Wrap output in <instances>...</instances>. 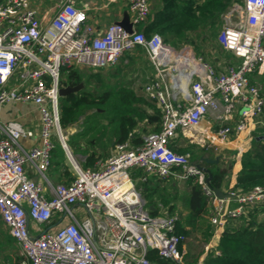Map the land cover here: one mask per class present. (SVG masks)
Wrapping results in <instances>:
<instances>
[{
	"label": "built area",
	"instance_id": "obj_1",
	"mask_svg": "<svg viewBox=\"0 0 264 264\" xmlns=\"http://www.w3.org/2000/svg\"><path fill=\"white\" fill-rule=\"evenodd\" d=\"M117 2L127 8L132 33L115 22L99 30L88 22V6L78 7L76 0H64L43 16L31 0L0 1V112L30 103L40 118L35 129L0 119V216L21 264H152L151 250L183 264L179 248L187 238L176 233L178 216L150 214L135 170L144 172L141 181L193 178L210 206L217 240L228 220L264 210V188L229 190V197L219 198L206 184L204 167L171 148L182 139L218 155L233 144L238 157L264 128L261 85L252 84L254 77L264 78V0H244L237 21L230 19L235 5L223 17L217 39L234 64L220 73L191 48L176 50L160 35L146 38L138 30L150 15L148 0H108ZM136 48L145 50L154 69L143 91L161 111V130L143 137L141 146L117 144L95 169L82 168L68 146L73 131L60 125L61 69H108ZM24 139L39 143L24 147ZM56 143L71 164L74 180L68 184L48 177Z\"/></svg>",
	"mask_w": 264,
	"mask_h": 264
},
{
	"label": "trees",
	"instance_id": "obj_2",
	"mask_svg": "<svg viewBox=\"0 0 264 264\" xmlns=\"http://www.w3.org/2000/svg\"><path fill=\"white\" fill-rule=\"evenodd\" d=\"M150 1V15L145 23L138 26V30L143 32L146 38L158 34L166 45L176 50L191 47L196 56L210 63L218 73L224 71L226 66L234 64L232 54L219 44L217 37L223 15L234 4L242 3V0ZM137 61L145 64L150 71L149 80L152 79L153 67L145 50L141 48L128 52L117 65L111 67L112 70L85 67L61 69V87L84 85L80 92L60 98L61 128L64 131L72 129L79 124L81 118L85 120V116L91 114L90 112H96L106 119L105 124L99 122L102 124L99 130H95L93 126L81 130L83 140L86 141L82 143L81 140L82 144L80 143V149L84 150L83 154L86 156L83 163L85 169H95L98 163L104 162L110 149L117 144L129 142L133 146H141L143 134L161 130V111L145 94L143 86L134 91L121 82L112 81L122 76L124 70ZM105 70L109 71L104 73ZM260 82L261 97L264 98V78H261ZM252 84H255L253 80ZM261 119L264 121V110ZM84 124L85 121L82 125ZM262 135L264 128L260 127L256 130L248 149L241 155L240 169L235 175L236 182L232 188L230 186L233 165L237 155L235 151L222 150L218 154L221 158L218 163L208 165L203 161L208 152L196 144L179 147L177 143H173L171 148L176 153L189 154L192 162L196 161L209 169L212 189L247 193L255 187L264 188V141L259 140ZM68 145L72 147L71 138ZM197 150L200 154H197ZM49 170L58 174L62 184L74 180L65 166L64 151L59 143H56L53 151ZM143 176L145 174L142 170H135L133 173L137 187L147 201L150 214L157 216L163 207L168 216H178L177 234L186 238L198 234L202 243L207 244L213 237L215 227L210 222L211 209L202 186L193 178L184 182L185 190L181 199L183 203L186 202L188 212L180 215L177 206L172 203L178 197V192L173 184L167 187L171 178L162 180L149 176L147 181H141ZM263 211L252 208L240 222L228 220L219 239V254L207 255L202 264H264V219L259 217ZM186 243L187 240L184 247ZM18 249L16 241L8 233L0 216V264H21L24 259L18 256ZM179 250L183 252L182 245ZM186 250L183 264L195 263L203 252L194 241L187 244ZM147 257L152 264H179L175 260L160 256L155 250L149 251Z\"/></svg>",
	"mask_w": 264,
	"mask_h": 264
},
{
	"label": "crops",
	"instance_id": "obj_3",
	"mask_svg": "<svg viewBox=\"0 0 264 264\" xmlns=\"http://www.w3.org/2000/svg\"><path fill=\"white\" fill-rule=\"evenodd\" d=\"M76 1H77V6L78 7H86V6H88V8H89L87 10L88 20H89L88 22H89V24L97 27L99 30H104L109 24L122 20L124 12L127 11V8L121 2L108 4V0H76ZM34 3L39 8L40 15L41 16L45 15V12H47V11L42 10L36 4V2H34ZM149 3L151 4V2H149ZM229 10L227 12H229ZM225 14L223 15V17L225 16ZM48 20H49V17H48ZM183 48H181V49H183ZM189 48H191V47H189ZM181 49H179V50H181ZM191 50H192V48H191ZM192 52H193V50H192ZM194 55H195V53H194ZM208 64L211 65L210 63H208ZM95 70H104V69H95ZM153 71H154V69H153ZM149 76H150V73H149ZM261 78H263V77H259V76L254 77L253 81L258 82V80L260 81ZM258 84H260V83L258 82ZM0 119L2 121L16 120V121H19L20 123H22L27 128H33V129L38 127L39 120H40L39 112H38L36 106L33 105V104H30V103H27V104H9V105H7L0 112ZM70 130H72V129H70ZM249 142H248V145H247L248 147H249V144H250ZM21 143L23 144L24 147H30V146H32L34 144H38L39 141L37 139H35V140L34 139L33 140L24 139V140L21 141ZM177 144H178L179 147H185V146L189 145L190 143H187V141L181 139V140L177 141ZM233 146L234 145L231 144L229 147H226L224 149H228V150L235 151L236 153H238L235 149L232 148ZM114 149H115V147L113 149H110L107 159L113 154ZM69 150H71V152L74 155H76L77 157H82L84 159L86 158V156H84V154H83L84 153L83 149H80L79 151L77 149H75L76 153H74V151L72 150V147L69 146ZM72 153H71V155H72ZM64 155L66 156L65 151H64ZM216 156H218V155H216ZM205 158H212L213 159V157H209L208 155H206ZM240 158H241V155L238 156V157L236 155V158H235L236 159V164H235V168H234L235 169L234 170L235 174H234V177H232V180H231V186H230L231 188L235 185V182H236L235 175L238 172V170L240 169V160H241ZM66 159H67L68 162H66ZM73 159L78 163V165H80L83 168V163L84 162L80 164L74 157H73ZM65 166L67 167L68 171L72 175L71 164H70L67 156L65 157ZM27 172H28V174L31 177L35 178L36 180H40L39 176H37V174L31 168H27ZM48 177L53 183H55V184L60 183L59 182V176H58L57 173L52 172V171L49 170ZM171 180L174 181V182H180L181 183L180 185H178L180 187H178L176 184H173L174 188H175V191L178 192V197L174 201H172V203L175 206H177L178 213L180 215H185L188 212V208H187L186 202L183 203L182 199H181L182 195L184 193V190H185V187H184V182L185 181H176V180H173L172 178H171ZM144 201H145V204H146V208L148 209L147 201L145 199H144ZM151 209H152V207H151ZM148 211H149V209H148ZM165 215H167V214L164 212V208L162 207V209L159 211L157 216H165ZM191 240L189 239V241H191ZM208 244H209L208 247L205 249V251L203 250V252L200 255V257L198 258V260L195 263H193V264H202L204 259L206 258V256L209 255V253H212V251L215 250L216 247H218L219 240H217L216 238L212 237L211 240L208 242ZM183 252L185 254L187 252L186 246L184 247V245H183Z\"/></svg>",
	"mask_w": 264,
	"mask_h": 264
},
{
	"label": "rangeland",
	"instance_id": "obj_4",
	"mask_svg": "<svg viewBox=\"0 0 264 264\" xmlns=\"http://www.w3.org/2000/svg\"><path fill=\"white\" fill-rule=\"evenodd\" d=\"M33 2H36V4L44 11H49L50 12V9L54 8L56 5L60 4L61 2H63L64 0H31ZM149 2H151L149 0ZM244 4V0H242V3H238V4H234L235 6L232 8L234 9L233 10V13L230 17V19L232 21H237L240 17H241V12L243 10V5ZM230 11V10H229ZM222 25H224V22L221 24V26L219 27V30L221 29ZM219 33V32H218ZM217 62H221L219 59H216ZM109 70H112L109 69ZM109 70H105L104 73H106L107 71ZM149 69L145 67V64L144 63H141L139 61H137L136 64L130 66L129 68H126L124 70V73L122 76H120L119 78L117 79H112V81L114 82H121V84H123L124 86H129L131 87L134 91L136 90H139L142 88L143 84L149 80ZM103 73V74H104ZM258 82L261 84V82L258 80ZM94 84L96 86H98V84L96 82H94ZM94 86V85H93ZM95 88V87H94ZM101 111V110H99ZM91 114L85 116V120H83V118H81V120L79 121V124L76 125L75 127L72 128V131H73V134L70 136L71 140H72V150L74 151V153H76L75 149H77L78 151L80 150V145L84 142H86L85 140H83V137L84 136L83 134H81V130H84L85 128H87L88 126H93L95 128V130H99L101 128V125L102 124H105V118L104 117H101V115H99L98 113H93V112H90ZM83 121H85V124L82 125ZM102 124H100V123ZM81 126V127H80ZM70 132V130H69ZM149 133H145L143 134V137H145L146 135H148ZM73 136V137H72ZM81 140H83V142L81 143ZM251 142V141H250ZM249 142V143H250ZM81 143V144H80ZM71 152V150H70ZM72 153V152H71ZM197 154H200L199 150H197ZM72 156L81 164L85 161L84 158L82 157H77L76 155H74L72 153ZM209 157H213V159L215 158H218V160H220L221 158H219L218 156H216V154H213V153H209L208 154ZM66 157V156H65ZM66 162L67 159H66ZM235 162H236V159H235ZM234 162V165H233V176L234 177V168H235V163ZM193 163H196V161H193ZM68 164V163H67ZM170 184H176L177 186L180 185L181 183L180 182H174L172 180H169L167 182V187L170 186ZM180 187V186H178ZM44 230V227L43 226H37V231L38 232H42ZM189 239L191 241H189ZM194 241L198 246H200L204 251L205 249L208 247V243L207 244H204L202 243V238L201 236H199L198 234L195 235V236H191L190 238H187V243H186V246L188 243ZM212 253H215V254H219V250H218V247H216L215 250L212 251ZM18 256L21 257V254H20V251L18 249ZM211 254V253H209Z\"/></svg>",
	"mask_w": 264,
	"mask_h": 264
},
{
	"label": "water",
	"instance_id": "obj_5",
	"mask_svg": "<svg viewBox=\"0 0 264 264\" xmlns=\"http://www.w3.org/2000/svg\"><path fill=\"white\" fill-rule=\"evenodd\" d=\"M1 1V0H0ZM116 24L120 25L121 27H123L127 32L129 33H132L133 32V29H132V24L130 23V16L128 14V12H124V15H123V18L122 20L120 21H117L115 22ZM84 88V85L83 84H80L78 86H66V87H61L59 89V96L60 98H63V97H66L68 96L69 94H75V93H78L80 92L82 89ZM259 140H262V137H259ZM241 159V158H240ZM203 161L208 164V165H212V164H216L218 163V158H215V159H212V158H203ZM204 172L206 173L207 175V178H206V184L208 186L211 187V184H210V181H211V172L209 169L207 168H204ZM212 188V187H211ZM216 195L219 197V198H227L229 197L230 195L223 192L222 190H217V189H214Z\"/></svg>",
	"mask_w": 264,
	"mask_h": 264
}]
</instances>
